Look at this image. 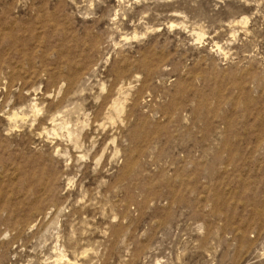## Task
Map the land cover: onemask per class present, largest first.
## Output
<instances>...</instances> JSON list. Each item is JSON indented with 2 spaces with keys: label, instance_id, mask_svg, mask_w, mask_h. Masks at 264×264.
Instances as JSON below:
<instances>
[{
  "label": "rangeland",
  "instance_id": "1",
  "mask_svg": "<svg viewBox=\"0 0 264 264\" xmlns=\"http://www.w3.org/2000/svg\"><path fill=\"white\" fill-rule=\"evenodd\" d=\"M0 264H264V0H0Z\"/></svg>",
  "mask_w": 264,
  "mask_h": 264
},
{
  "label": "bare ground",
  "instance_id": "2",
  "mask_svg": "<svg viewBox=\"0 0 264 264\" xmlns=\"http://www.w3.org/2000/svg\"><path fill=\"white\" fill-rule=\"evenodd\" d=\"M115 105V104H114Z\"/></svg>",
  "mask_w": 264,
  "mask_h": 264
}]
</instances>
